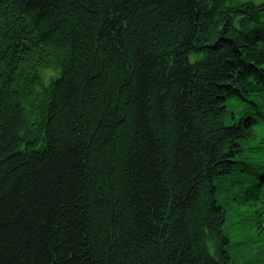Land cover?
I'll return each mask as SVG.
<instances>
[{
	"label": "trees",
	"instance_id": "trees-1",
	"mask_svg": "<svg viewBox=\"0 0 264 264\" xmlns=\"http://www.w3.org/2000/svg\"><path fill=\"white\" fill-rule=\"evenodd\" d=\"M235 190L264 237V0H0V264H234Z\"/></svg>",
	"mask_w": 264,
	"mask_h": 264
},
{
	"label": "rangeland",
	"instance_id": "rangeland-1",
	"mask_svg": "<svg viewBox=\"0 0 264 264\" xmlns=\"http://www.w3.org/2000/svg\"><path fill=\"white\" fill-rule=\"evenodd\" d=\"M61 72L60 68L43 65L35 68L38 84L42 85V87H48L51 82L59 80ZM232 109L236 110V108ZM225 209L226 222L224 224V232L230 242L228 253L232 262L234 264H264V261L261 260H264V243L261 242L264 240V237L256 235L255 233L252 215L253 210H249L246 204L240 207V212L228 205ZM245 213L248 217V223L245 221L241 222L238 219L240 216L245 215ZM248 240L253 242H249ZM261 250L263 255L261 254Z\"/></svg>",
	"mask_w": 264,
	"mask_h": 264
},
{
	"label": "bare ground",
	"instance_id": "bare-ground-1",
	"mask_svg": "<svg viewBox=\"0 0 264 264\" xmlns=\"http://www.w3.org/2000/svg\"><path fill=\"white\" fill-rule=\"evenodd\" d=\"M188 58H189V63L190 64H194V62L196 61L195 60V58H193V56L191 55V54H189L188 55ZM229 102V101H228ZM230 103V105H231V107H234V106H236L238 103H237V101L236 100H234V99H231V101L229 102ZM34 111V110H33ZM32 112V110H30V111H28L27 113H25V115L26 114H29V113H31ZM31 115V114H30ZM30 115H27V116H25L24 118H25V126L27 127V132L29 133V134H33V132L36 130V131H40L41 129L38 127V126H36L33 122L34 121H32V120H30V121H27L28 120V118L30 117ZM24 116V115H23ZM36 124L38 125V122H36ZM42 133H43V131H42ZM41 139H43L44 140V142H45V139H46V136L45 135H43V137L41 138ZM228 195H230V196H232V198H234L235 197V199H232V201L229 203V205L230 206H232V207H234V209H236V211H239V209H240V207L242 206V205H244V204H246V202L244 203V201H243V199L240 197V195H239V193H238V191L237 190H235V194L234 193H231V194H228ZM238 196V197H237ZM236 197L238 198V199H236ZM234 201V202H233ZM247 207V206H246ZM250 210V209H249ZM240 212V211H239ZM252 215H253V223H254V225H255V233H256V235H258V233H257V231H258V229H256L257 228V226H256V221H257V219H258V217H257V214L255 213V211L253 210L252 211ZM241 222H247L248 223V217H247V214L245 213V215H242V216H240L239 218H238ZM227 236V235H226ZM249 242H253V241H251V240H248ZM264 245V244H263ZM264 248V247H263ZM261 254L263 255V253H262V250H261ZM262 261H264L263 259H261ZM253 261V260H252Z\"/></svg>",
	"mask_w": 264,
	"mask_h": 264
}]
</instances>
